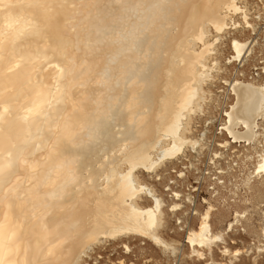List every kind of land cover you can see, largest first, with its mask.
Instances as JSON below:
<instances>
[{
	"label": "bare ground",
	"instance_id": "6f19581e",
	"mask_svg": "<svg viewBox=\"0 0 264 264\" xmlns=\"http://www.w3.org/2000/svg\"><path fill=\"white\" fill-rule=\"evenodd\" d=\"M239 29L256 31L246 0H0V264H83L130 238L175 253L161 233L191 198L170 183L168 204L143 175L160 181L167 163L203 145L193 124L225 70L220 43ZM249 45L233 38L228 64L247 60ZM222 83L234 101L219 146L256 144L264 83ZM204 202L186 231L191 253L204 259L221 243L236 259L226 247L234 223L216 233Z\"/></svg>",
	"mask_w": 264,
	"mask_h": 264
},
{
	"label": "rangeland",
	"instance_id": "374dc122",
	"mask_svg": "<svg viewBox=\"0 0 264 264\" xmlns=\"http://www.w3.org/2000/svg\"><path fill=\"white\" fill-rule=\"evenodd\" d=\"M246 1L251 23L255 24L256 31L253 33L249 29H239L238 32L232 31V34L225 35L221 41L220 48L223 54L220 61L227 71L224 70L220 80L218 79L217 83L211 87L213 96L206 107V114L200 115L193 124V138L197 139L200 144L204 143L200 148L198 147L199 149L197 148L198 150L196 149L197 151L190 148L187 153L188 156L181 157L182 160H189L190 155L201 152L199 153L200 162H203L205 167L210 161L218 165L217 168H220L218 170L220 180L223 184L219 185L215 191H212L209 183L211 179H206L201 188L202 192L198 196L191 189V186L196 187L194 184L196 177L190 176L187 180L185 178L179 180L181 168L177 161L167 163L166 166L158 171L159 175H161L160 181H157L155 177L150 179L149 174L145 172L143 179L147 183L154 185L156 190L165 197L168 204L173 199L170 196V192L168 193L164 189L170 183V187L174 191L182 192L184 196L187 194L191 195V201L184 203L185 208L183 211L177 212L178 216H174L172 213H169V216L167 215L166 229L162 230L161 233L165 240L175 243L176 252L164 251L160 245L158 247V245L147 239H122L117 242H107L104 243L105 245L97 247L94 252L90 253V257L85 259L86 263L83 264H120L121 262L125 264H212V260L215 264H264V232L262 233L264 231V177L260 179L252 176L254 164L259 156L257 154H262L264 151V121L260 123V136L257 138L256 144L250 146H245L244 144L232 145L229 149L219 146L228 140L227 134L222 131L224 127L222 123H225V113L234 101V97L223 92L222 83L229 79L235 71L233 69L234 64H228L227 61L233 53L231 47L232 39L237 37L240 40L249 41V47L253 48V52L247 60L252 64L260 61L264 62V3H261L260 0ZM236 20L239 23H243L240 15L236 17ZM252 43L253 45H251ZM242 59H245V56H242L239 64ZM219 128L222 131L221 133ZM257 142L259 143L257 144ZM246 149L247 151H245ZM257 150L259 151L258 153ZM241 152L242 155L240 154ZM249 154L251 157H249ZM191 160L193 161L194 158L191 157ZM241 161L242 163H240ZM200 162L194 161L196 165ZM233 164L235 168H231ZM215 170L217 169L213 171ZM249 177L252 178L250 184L247 185ZM173 183H176L177 186H174L175 184L173 185ZM204 200L214 206L215 211L211 222L216 233L225 231L230 223H234L233 228L226 235V247L231 251L240 250L241 253L236 259H234L235 257L221 254L225 246L221 243L213 248L214 254L212 253V256L207 254L204 259L193 256L191 253L192 249L186 244V231L180 230L179 219L181 218L183 222L185 218H189V230L197 228L199 213H203L208 207ZM191 202H194V204L191 205ZM146 204H150V202L146 201ZM194 211L195 213H193ZM237 213L242 217L240 216L236 219ZM126 244L130 247L129 253L124 249Z\"/></svg>",
	"mask_w": 264,
	"mask_h": 264
},
{
	"label": "built area",
	"instance_id": "2783aa9c",
	"mask_svg": "<svg viewBox=\"0 0 264 264\" xmlns=\"http://www.w3.org/2000/svg\"><path fill=\"white\" fill-rule=\"evenodd\" d=\"M234 65H233V69L235 71L233 72V75L228 79L230 83H233L234 81H237V80L242 81V82L248 81V82H253V83H264V70L262 69V67L264 66L263 61L252 64L250 61L244 60L242 63L239 64V62H236ZM223 90L224 92H227L231 97H234L230 87L224 86L223 84ZM224 126H225V123H224ZM222 131H225L224 127ZM191 157L194 158L193 161L191 160ZM194 161H197V162L201 161L199 153H193V155L189 156V160H181L179 162V165L181 168L179 180H182L183 178L187 180L189 179L190 176L194 178L196 177V181H194V184L196 185V187L191 186L193 193H196L198 194V196H200L202 192L201 188L203 187V183L206 179H211V182L209 183L211 185L212 191H215L216 189H218L219 185L223 184L222 181L220 180V173L218 171L220 170V168H217L218 165H216L213 161L208 162L206 164L207 167L203 165L204 164L203 162H200L198 163V165H196ZM213 168L217 170L213 171L214 170ZM231 168H235V165L233 164ZM173 185L177 186L176 183H173ZM193 204L194 202H191V205ZM193 213H195V211ZM188 219L189 218H185V220L182 223H178V225L181 226L180 230L185 232L190 228Z\"/></svg>",
	"mask_w": 264,
	"mask_h": 264
}]
</instances>
